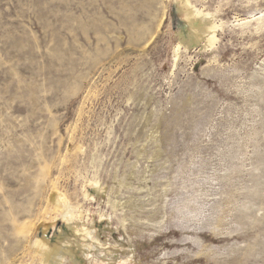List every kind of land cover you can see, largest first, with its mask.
Instances as JSON below:
<instances>
[{"label":"rangeland","instance_id":"obj_1","mask_svg":"<svg viewBox=\"0 0 264 264\" xmlns=\"http://www.w3.org/2000/svg\"><path fill=\"white\" fill-rule=\"evenodd\" d=\"M184 1L0 0V264H264V0Z\"/></svg>","mask_w":264,"mask_h":264},{"label":"bare ground","instance_id":"obj_2","mask_svg":"<svg viewBox=\"0 0 264 264\" xmlns=\"http://www.w3.org/2000/svg\"><path fill=\"white\" fill-rule=\"evenodd\" d=\"M183 6L185 7L183 21L189 31V37H191L192 40L194 39V43L198 44V42L200 43L201 41H205L204 43L208 45L210 43L212 45L211 42L215 40L216 32V25L212 21V15L199 11L198 9L190 6L189 3L184 0ZM64 254L65 251L60 246H49V248L45 250L44 257L48 261V264H56L63 259Z\"/></svg>","mask_w":264,"mask_h":264}]
</instances>
